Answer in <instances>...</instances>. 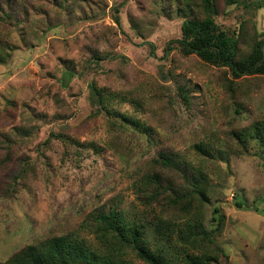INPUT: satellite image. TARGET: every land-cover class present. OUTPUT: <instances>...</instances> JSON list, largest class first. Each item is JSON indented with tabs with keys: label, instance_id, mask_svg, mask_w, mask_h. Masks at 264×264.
<instances>
[{
	"label": "rangeland",
	"instance_id": "1",
	"mask_svg": "<svg viewBox=\"0 0 264 264\" xmlns=\"http://www.w3.org/2000/svg\"><path fill=\"white\" fill-rule=\"evenodd\" d=\"M255 6L218 0L216 25L248 35L242 54L264 37ZM191 15L200 0H0V264L54 238L146 264L102 233L108 213L168 264H264V147L249 138L264 76L234 79L175 43L165 54ZM190 222L211 245L178 238Z\"/></svg>",
	"mask_w": 264,
	"mask_h": 264
},
{
	"label": "trees",
	"instance_id": "2",
	"mask_svg": "<svg viewBox=\"0 0 264 264\" xmlns=\"http://www.w3.org/2000/svg\"><path fill=\"white\" fill-rule=\"evenodd\" d=\"M224 6L236 5L242 3L245 7L256 4L257 9H264V0H222ZM186 7L190 0H184ZM202 18H196L191 15L185 17L181 24L180 38L170 41L165 49V54L170 50V45L175 43L180 47L183 55H195L201 61L221 68H226L234 79H240L245 76H264V37L260 40H254L247 53L240 51V43L245 41L247 33L240 30L237 35L221 30L215 23L214 17L218 15V0H200ZM117 12V8L115 9ZM115 22L119 25V21ZM90 92L93 98L103 105L104 96L95 86L90 85ZM102 108H104L102 106ZM249 138L258 139L260 145L264 147V129L258 126L252 128ZM165 167H174V163L168 160H162ZM175 168V167H174ZM185 176V175H184ZM198 176L190 175L187 181L192 185L190 192L201 199L200 187L197 185ZM152 184L156 185L153 196L161 194L157 186L160 185L158 176H154ZM164 190V189H163ZM173 192V191H172ZM170 199L171 202H180L184 195L176 191ZM96 221L100 225L102 233L110 232L118 242L124 247L131 248L136 256L146 264H168L164 257L158 252L154 253L145 246L140 231L129 229L121 220L117 213L99 214ZM220 220V225H221ZM191 222L178 233V238L182 241H189L191 247L195 249L198 240L197 235L207 245H211L209 235L202 227ZM199 229V233H192ZM113 249V247H112ZM110 249L106 254L96 255L85 249L82 244L68 243L61 239H51L47 246L40 251L31 246L15 253L4 264H125L117 254ZM215 256H209L206 253L202 257L186 255L185 264H211L216 262Z\"/></svg>",
	"mask_w": 264,
	"mask_h": 264
}]
</instances>
